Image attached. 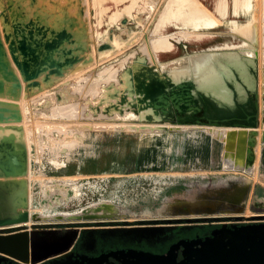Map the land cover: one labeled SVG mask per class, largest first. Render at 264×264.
<instances>
[{
	"label": "rangeland",
	"instance_id": "rangeland-1",
	"mask_svg": "<svg viewBox=\"0 0 264 264\" xmlns=\"http://www.w3.org/2000/svg\"><path fill=\"white\" fill-rule=\"evenodd\" d=\"M132 1L121 0L116 5L113 0H41V2L37 0L35 3H31L30 0H0V29L3 32L2 37L3 40L5 39L4 43L11 61L17 73L19 72L18 75L21 78L23 87L21 100H18V104L22 110L23 119L27 122L26 124L22 119V124H26L24 129L26 142L28 141L27 146L28 149L30 148L28 151L31 152L28 173V178L30 177L28 179L29 212L38 215V221L40 222H44L46 219L53 220L56 216H62V221L72 220V222L44 224L38 226V229L57 228L58 226L79 227L83 225L116 227L122 226L121 219H128L129 225L133 224L134 220L137 219L121 215L120 213L116 217L92 221L76 219L73 216L83 214L82 210L91 209V207H96L103 203L98 200L102 196L98 193V189L95 188L93 183H87L83 180L84 183L78 187L79 183L76 186L74 183L58 181L61 178L66 179L62 176L71 170L70 163H67V166L64 168H60L59 163L62 156L70 155L72 144L80 136L79 132L82 129H107L115 126L126 129L148 128L147 126L152 128L145 120L135 118L141 112L139 108L141 103L138 99L132 101V104L128 103L124 106L121 114H128L129 117H122L123 119L118 115H112L114 113L102 109L97 103L104 86L108 85L107 87H109L110 84H114L115 86L122 84L120 82L123 79L122 74L125 72V69L132 65L137 57H142L149 64H152L154 60L166 62V66L157 63L158 65L156 64L155 68L162 75L164 73L170 75L172 73L170 67L187 66L195 52L220 50L229 47V45H233L237 50L241 49L242 41L246 39L234 26H240L250 21L254 26L258 40L257 43H254V51L257 53L256 57L258 58V67L260 69H257V82H259L257 85L260 89V91L258 89L259 117L262 123H264V47L262 46V36H264V0H253L248 11L239 9L237 13H233L232 11V0H226L227 13L224 16L215 9L217 0H196L197 2L199 1V5L204 7L214 19H218L215 20V23L201 24L199 27H193L192 25H183L178 20L167 24L161 32L155 31V25L160 24V22L156 23V21L163 9V4L167 0ZM54 4L57 5L55 6ZM124 5L129 6V11L122 10ZM116 8L120 12H114L110 18V14ZM66 14L76 16L77 23L80 24L78 27L81 26V30H77L71 38H79L84 48L81 47L77 62L75 61L73 64H70L71 66L69 65L68 68L62 70L60 74L52 75L54 77L45 80L41 75L47 67L54 66V64L47 62V58L54 54L52 52L47 54L49 53L48 50L51 51V49L47 48L45 41L48 39L54 41V34H56L54 29L61 22V17ZM9 18L11 19V26ZM38 22L39 24L36 25ZM47 24H50V26ZM6 27L9 28V32L5 31ZM16 28L18 29L17 31ZM39 28L43 30L48 29L49 32L48 30L43 31L40 35ZM52 28H54L53 31ZM33 34L34 36H32ZM181 34L186 35L187 38H181L179 42H174V47L176 48L177 46V49H174L175 51L169 53L160 52L157 58H155V51L151 42L153 38L161 35L171 37L180 36ZM12 35L14 36L13 38ZM35 36L39 37L45 46L41 45L42 47L34 48V54H23L21 44L33 42L34 39L36 40ZM57 36L58 34L55 35V37ZM42 37H45V40ZM82 37L84 38L82 39ZM29 39H32V41ZM145 47L148 48V52L144 49ZM43 48L46 52L45 50L43 51ZM36 51L42 54L39 55ZM38 55H43V57H39ZM26 57L28 59L25 61ZM31 57L39 58V61L37 60L35 64V61H32ZM28 60H30V63ZM31 64L34 68L40 66L42 69V71L39 72L37 70V72H34L35 75H32V77L36 78V86L33 87L27 83L30 75L26 74L25 71L26 68H31ZM29 65L30 67H28ZM108 68L110 71H113L112 73L115 72L113 74L114 77H112V73L106 74L105 70ZM116 100L120 101L122 97H116ZM166 115H170L169 122H175V110L166 113ZM128 123L132 125L129 126ZM141 125L144 127H140ZM258 129L264 131V127L259 125ZM69 188L74 189L73 193L68 192ZM204 206H206L205 203L194 205L177 204L167 215H161L160 217L200 218L217 216L213 212L202 211L201 207ZM101 212L103 213V211ZM104 212H114V208L109 211L105 209ZM249 212L259 213L264 212V210L248 209L246 214ZM171 223L174 224L176 222L171 221ZM109 236L112 240L108 244L112 246L123 247L125 243L132 244L134 242L128 241L127 238L122 239L117 234H109ZM173 240L171 236L163 239L166 244H171ZM145 248L147 251L154 250L152 245H145Z\"/></svg>",
	"mask_w": 264,
	"mask_h": 264
},
{
	"label": "bare ground",
	"instance_id": "bare-ground-1",
	"mask_svg": "<svg viewBox=\"0 0 264 264\" xmlns=\"http://www.w3.org/2000/svg\"><path fill=\"white\" fill-rule=\"evenodd\" d=\"M30 2L35 3L37 2V0H30ZM113 2H115V4L117 5L118 2H121V0H113ZM131 2L133 1L131 0ZM198 2L196 0H167L165 4H163V9L156 21V23L160 22V24L155 25V31L161 32V30H164L167 24L178 20L181 21L183 25H192L193 27H199L201 24L215 23V20L218 19H214V17L204 7L199 5ZM252 2L253 0H232L231 8L233 13H237L239 9H245L246 11H248V8L250 7V4H252ZM48 5L50 6V4ZM215 9L222 16H224L227 13L226 0H217ZM122 10L129 11V6L124 5ZM114 12L118 13L120 12V10H117L116 8L110 14V18L112 17ZM75 14L77 13L75 12ZM60 20L61 22L59 23V25L55 29L52 28V31L54 29V32H56V34H54V38L51 36L54 41H50L49 39L45 41L47 48L51 49V51L48 50L49 53L47 54H50L51 52L54 54L53 56L47 58V62L49 64H54V66L47 67L45 69V72L41 75L45 80L54 77L52 75L60 74L62 70L68 68L70 64H73L78 59L79 51L81 47H83L79 38H71L72 35L77 32V30H81V26L78 27V25L80 24L77 23L76 16L74 17V15L66 14L61 17ZM37 24H39V22L36 23V25ZM48 26H50V24ZM234 27L246 39L242 41L241 49L237 50L233 47V45H229V47L220 50L195 52L194 56L189 60L187 66L170 67L172 72L170 73V75H168L167 73H164L162 75L155 68V65L157 63L159 65L166 66V62L155 61L154 59H152L154 60L153 63L149 64L142 57H137L132 65L125 69V72L122 74L123 79L120 81L122 82V86L120 84L116 86L114 84H110L109 87H107L108 85L106 87H103V92L100 95L99 102H97L98 105L102 109H105L110 113H114L112 114L114 116L118 115L121 118H125L129 117V115L121 114L123 112L124 106L138 99V101L141 103L139 107L141 112H139L137 117L135 118H138L139 120H145L150 124V126H152V128H162L169 125L171 126L173 121L169 122L168 119L170 118V115L168 116L166 115V113L175 110V123H189L197 125L203 124L216 137L224 141L226 150V152L224 153L227 166L235 165L247 170L251 169L256 161L259 142L262 141V138L264 139V131H261L260 129H258V127H255V124L258 121L256 117L257 110L259 113L260 107L258 101H256V96L258 95L259 89L257 85L259 83L257 82V69H260L258 67V58L256 57L257 53H255L254 51V43H257L258 40L254 26L250 21L241 24L240 26L236 25ZM41 29L40 35L41 32L47 31L49 27L47 30ZM8 30L9 28L6 27L5 31L7 32ZM17 30L18 29L16 28V31ZM57 34L58 36L55 37V35ZM32 36H34V34ZM13 37L14 36L12 35V38ZM185 37L187 38L186 35L181 34L180 36L170 37L161 35L159 37L153 38L151 42L153 43L155 58H157L158 53L160 52H170L171 50H173L174 42H179L181 38L184 39ZM262 37V46L264 47V36ZM83 38L84 37H82V39ZM32 39L29 40L32 41ZM41 45L45 46L43 41L40 40L39 37H36V40L34 39V41L31 43H22L21 51L23 54H34V48L37 49ZM144 49L147 51L148 48L145 47ZM44 50L45 49L43 48V51ZM37 53L39 54V52ZM39 57H43V55ZM26 59H28V57L25 58V61ZM37 60L39 61V58H32V61H35V64ZM28 61L30 63V60ZM28 67H30V65ZM31 68H26L25 71L26 74L30 75V78L28 77V80L30 82L28 81L27 83H29V86L33 87L36 86V78L32 77V75H35L34 72H37V70L40 72L42 71V69L40 66L34 68L32 67V64ZM105 72L106 74H111L113 71H110L108 68L105 70ZM114 73H112V77H114ZM116 97H122V100H116ZM24 122L27 124L26 121ZM25 123H23L24 127L26 125ZM130 125L132 124H129V126ZM140 127L144 126L141 125ZM147 127L149 128V126ZM73 191V188H69L68 190L69 193H73ZM104 208L106 210L113 209L111 206L107 205ZM104 208L102 207L101 209Z\"/></svg>",
	"mask_w": 264,
	"mask_h": 264
},
{
	"label": "crops",
	"instance_id": "crops-1",
	"mask_svg": "<svg viewBox=\"0 0 264 264\" xmlns=\"http://www.w3.org/2000/svg\"><path fill=\"white\" fill-rule=\"evenodd\" d=\"M168 127L82 129L61 158L59 167L71 170L58 181L93 183L98 200L137 219L167 215L177 204L205 203L202 211L217 215L264 210L263 141L247 170L227 166L224 141L205 126Z\"/></svg>",
	"mask_w": 264,
	"mask_h": 264
},
{
	"label": "water",
	"instance_id": "water-1",
	"mask_svg": "<svg viewBox=\"0 0 264 264\" xmlns=\"http://www.w3.org/2000/svg\"><path fill=\"white\" fill-rule=\"evenodd\" d=\"M22 89L21 78L11 61L0 29V231L14 230L0 234V253L29 264L61 258L62 264H68L66 258L71 256V249L81 240L83 228L38 229L44 224L27 227L30 220H38L39 217L29 212L30 158L22 110L18 104ZM258 114L257 110V119ZM175 124L178 123H172ZM255 127H258V121ZM106 205L114 208L111 204L101 203L73 217L98 220L119 215L115 208L114 212L105 213ZM260 217L264 218V215ZM55 218L61 219L62 216ZM121 220L122 226L107 227L106 230L119 232L120 238L141 242L160 234L165 225H172L171 221L180 223L191 218H142L134 220L131 225L128 219ZM103 257H112L116 262L111 264H264V221L221 224L204 238L178 239L164 253L129 247L110 250Z\"/></svg>",
	"mask_w": 264,
	"mask_h": 264
},
{
	"label": "flooded vegetation",
	"instance_id": "flooded-vegetation-1",
	"mask_svg": "<svg viewBox=\"0 0 264 264\" xmlns=\"http://www.w3.org/2000/svg\"><path fill=\"white\" fill-rule=\"evenodd\" d=\"M264 214H255V212L251 213L249 212V219L246 220H233L231 215L229 214H223V215H213L209 217H194L191 218L189 222L182 221L180 223H174L172 225H165L162 232L155 237L148 238L147 241H134L133 243H128L121 247V246H112L108 244L110 240H112L109 236V234H117L119 236V232H110L106 230L107 226H100L95 225L91 226H79L80 228H83V231L80 234V237L82 235L81 240L78 241L77 245L75 244L73 248L71 249V256L67 257L68 264H111L113 262H116L112 257H108L105 259L103 255L105 253L109 252L110 250H116V249H127L129 247L138 249V250H145V245H152L153 249L151 252L153 253H164L169 244H166L163 239L167 237H172L174 239L171 241L172 243L177 241L180 238L185 239H191V238H204L205 236L210 234V231L215 228L221 226V224H246V223H253V222H262L264 221V218H261L260 216H263ZM68 226H58V229H64ZM50 228V227H49ZM14 230H3L0 231V234H7L10 232H13ZM176 235L173 237V235ZM126 239V238H122ZM129 241V240H128ZM124 244V243H123ZM103 254V255H102ZM102 256V257H101ZM99 257H101L99 259ZM0 264H29L17 261L11 257L5 256L0 253ZM39 264H62V258L60 260H54V261H43Z\"/></svg>",
	"mask_w": 264,
	"mask_h": 264
},
{
	"label": "built area",
	"instance_id": "built-area-1",
	"mask_svg": "<svg viewBox=\"0 0 264 264\" xmlns=\"http://www.w3.org/2000/svg\"><path fill=\"white\" fill-rule=\"evenodd\" d=\"M30 157H31V152L29 153V158ZM59 164H60L59 166L63 165L62 160H60V163ZM255 214H264V212H259V213L256 212ZM231 216H232L231 218L233 220H237V221L246 220V219H249L250 218L249 217V213L246 214V212L232 214ZM84 220H88V221L91 220L92 221V219H84ZM64 222H72V220L62 221V219H58V218H55V217L53 218V220L52 219L51 220L46 219V220H44V222H42V221L40 222L38 220H30L27 223V227L30 228L31 227V224H53V223H64Z\"/></svg>",
	"mask_w": 264,
	"mask_h": 264
}]
</instances>
